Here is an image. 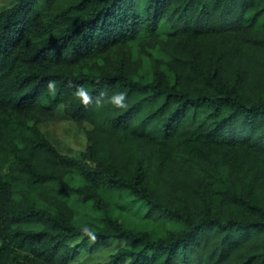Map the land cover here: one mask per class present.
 Returning <instances> with one entry per match:
<instances>
[{"label":"trees","instance_id":"1","mask_svg":"<svg viewBox=\"0 0 264 264\" xmlns=\"http://www.w3.org/2000/svg\"><path fill=\"white\" fill-rule=\"evenodd\" d=\"M59 107L91 127L83 160L39 130ZM114 241L101 264H264V0L0 11V264Z\"/></svg>","mask_w":264,"mask_h":264},{"label":"rangeland","instance_id":"2","mask_svg":"<svg viewBox=\"0 0 264 264\" xmlns=\"http://www.w3.org/2000/svg\"><path fill=\"white\" fill-rule=\"evenodd\" d=\"M13 4L14 0H0V11L11 7ZM166 32L167 26L163 25L160 30L162 39H164ZM132 45L134 58H138L141 63L140 74L144 81H150L151 71L149 60L143 56V53L137 48L135 43ZM150 54L155 58L162 57V54L156 49L151 50ZM38 127L60 153L83 160L82 154L88 146L86 132L91 129L88 124H83L82 126L75 125L70 119L64 116L61 107H59L53 121L42 123ZM83 162L92 166V162L88 160ZM112 244L110 248H99L92 254L82 251L76 259L80 260L83 264L104 263L122 246V243L115 241Z\"/></svg>","mask_w":264,"mask_h":264}]
</instances>
